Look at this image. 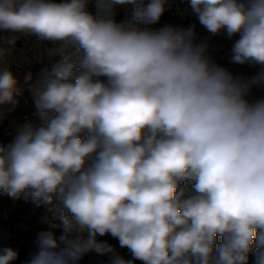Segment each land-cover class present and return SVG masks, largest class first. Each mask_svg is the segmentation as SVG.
<instances>
[{
  "label": "clouds",
  "instance_id": "clouds-1",
  "mask_svg": "<svg viewBox=\"0 0 264 264\" xmlns=\"http://www.w3.org/2000/svg\"><path fill=\"white\" fill-rule=\"evenodd\" d=\"M167 3L95 0L93 15L89 0H0V31L62 42L61 59L29 85L41 125L0 144V192L46 206L63 229L39 232L24 264L89 253L108 264H249L255 253L264 264V99L246 98L264 71L233 76L195 43V25L137 26L159 22ZM188 4L213 36H238L232 63L264 66V0ZM123 5L132 17L118 23ZM21 93L0 68V106ZM108 235L131 259L98 239ZM18 257L0 247V264Z\"/></svg>",
  "mask_w": 264,
  "mask_h": 264
},
{
  "label": "rangeland",
  "instance_id": "rangeland-1",
  "mask_svg": "<svg viewBox=\"0 0 264 264\" xmlns=\"http://www.w3.org/2000/svg\"><path fill=\"white\" fill-rule=\"evenodd\" d=\"M63 2V0H62ZM145 3L148 0H144ZM167 8V7H166ZM88 11L93 15L97 14L95 0H89ZM133 6L123 5L115 8L114 19L121 15V22L131 20ZM174 10L167 9L160 21L151 24H139L138 27L159 30L165 26L176 28H187L195 25L196 40L195 43L207 42V55L211 59L226 68L235 77H242L245 80L251 78L257 73L264 71V66L253 64H234L231 62L230 50L234 37L229 39L226 32L213 36L198 21L189 19L183 20L182 16L176 15ZM14 40V43L9 41ZM62 42L41 40L38 36L27 32L0 31V48L6 50V55L0 60V68H6L17 78L22 93L16 97L17 103L5 104L0 106L2 118H0V144L7 145L11 143L17 130L21 125L31 124L34 127L41 125V119L38 109L35 106V98L29 85H35L41 78L44 70H50L52 65L61 59L58 53ZM31 72L32 81L26 83L25 76ZM249 101L264 99V84H253L246 97ZM186 187L192 189V182H188ZM52 223L60 224L59 220H54L52 213L46 206L37 207L32 199L25 198L22 194L19 198H12L3 192H0V247L15 249L19 257L13 264H24V261L35 251V240L41 231H54L59 237L63 234V229L57 227L51 228ZM27 229L25 235L23 228ZM9 229L11 237L5 233ZM82 235L87 238L89 233L85 231ZM100 240L108 241L116 252L125 259H131V254L126 248H121L119 242L110 235L98 237ZM10 244V245H9ZM108 256H99L95 253L85 255L78 264H108ZM136 264H143L136 261ZM249 264H255V253H249Z\"/></svg>",
  "mask_w": 264,
  "mask_h": 264
},
{
  "label": "built area",
  "instance_id": "built-area-1",
  "mask_svg": "<svg viewBox=\"0 0 264 264\" xmlns=\"http://www.w3.org/2000/svg\"><path fill=\"white\" fill-rule=\"evenodd\" d=\"M166 7L169 10H174L176 15L179 14L180 16H182L183 20L189 19L190 21H192V20L198 19L196 17V15L194 13H192V11L189 7V4H188V0H168ZM174 12H171V13L174 14ZM23 231L26 235V233H27L26 227L23 228ZM5 234L8 237H11L9 229L6 230ZM8 247H10V246H8Z\"/></svg>",
  "mask_w": 264,
  "mask_h": 264
},
{
  "label": "trees",
  "instance_id": "trees-1",
  "mask_svg": "<svg viewBox=\"0 0 264 264\" xmlns=\"http://www.w3.org/2000/svg\"><path fill=\"white\" fill-rule=\"evenodd\" d=\"M55 2H57V3H60V2H62V0H55ZM118 23L119 22H121V15L119 14L118 15V19H115ZM101 79H106V78H101ZM189 190H191V188L190 187H187Z\"/></svg>",
  "mask_w": 264,
  "mask_h": 264
}]
</instances>
